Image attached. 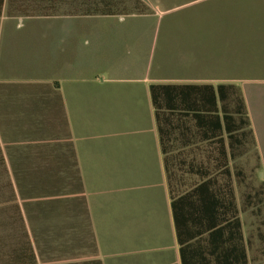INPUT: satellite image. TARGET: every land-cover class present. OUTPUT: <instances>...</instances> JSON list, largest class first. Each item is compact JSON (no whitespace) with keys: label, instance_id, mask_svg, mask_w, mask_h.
Masks as SVG:
<instances>
[{"label":"crops","instance_id":"obj_1","mask_svg":"<svg viewBox=\"0 0 264 264\" xmlns=\"http://www.w3.org/2000/svg\"><path fill=\"white\" fill-rule=\"evenodd\" d=\"M25 10L24 5L19 9L6 0L0 15V264H93L97 260L102 264L90 213L86 217L79 200L76 205L67 202L70 196L64 186L61 194L51 197L44 178L51 170L57 176H71L74 161L81 177L83 171L93 169L89 162L95 144L79 138L83 102L75 75L76 57L83 19L112 17L51 14L48 7L44 11L43 2L41 10ZM188 20L181 30L171 26L168 65L172 77L157 78L155 84L238 85L253 138L205 137L208 132L187 118L174 124L162 121L159 126L152 104L153 138L146 140L139 122L138 92L137 96L132 92V122L124 111L123 137L111 136L119 124L111 119L108 126L107 117L104 170L106 174L120 171L124 178L138 176L146 166L154 170L150 192L156 236L139 240L145 256L157 258L154 264H241L242 244L247 263L259 264L264 258V206L257 201V191L243 180L252 174V170L247 174L243 162L258 156L262 160L264 148L257 128L264 118V81L243 83L227 77L222 65L226 60L240 64L238 57H226L223 39L211 46L203 31L195 36ZM212 47L217 51L212 49L216 58L211 63ZM211 64L219 69L213 75ZM226 192L233 193V200L226 201ZM211 210L214 220L236 216L242 236L229 227L221 236H210Z\"/></svg>","mask_w":264,"mask_h":264},{"label":"rangeland","instance_id":"obj_2","mask_svg":"<svg viewBox=\"0 0 264 264\" xmlns=\"http://www.w3.org/2000/svg\"><path fill=\"white\" fill-rule=\"evenodd\" d=\"M140 1L144 8L147 7L146 14L83 19L82 44L76 57L75 75L79 79L83 102L79 138L90 140L96 148L89 162L93 169L83 171L82 180L92 223L90 227L102 264H154L157 259L148 254L145 256V251L139 248L140 239L156 236L151 214L154 194L150 192L154 186V170L149 168L150 172L145 165L146 168L138 176L126 178L120 171L105 173L107 117L108 126L111 119L119 124L117 132L113 130L111 136L117 139L123 137L122 115L128 111L132 122L133 107L130 101L134 97L132 92H136V96L138 92L139 122L144 125L145 139L151 140L154 117L150 85L155 84L157 78L172 77L168 65L171 26L181 30L180 26L187 18L193 22L195 29L206 32L209 44L218 37L219 32L216 24L213 27L206 25L205 20L210 14L205 10L207 8L195 9L206 0ZM68 6L63 5L59 14L67 13L71 9ZM186 8L193 9L179 16L177 10ZM235 21H238L237 17ZM246 31L250 34V40L239 37L222 40L224 45L241 46L240 50L243 51V55L238 57L240 64L227 68V77L231 75L243 83L250 79L264 81V32L255 28L252 20ZM215 55L211 48V63L215 61ZM209 69L211 75L218 72L216 64H211ZM261 108H264V99ZM258 123L257 135L264 148V118ZM262 155V160L258 156L256 160L243 162L247 174L252 170L251 176L248 174L243 180L257 191V201L264 206V152ZM149 162L152 160L147 161V165ZM245 193H241L243 200ZM263 260L260 259V263Z\"/></svg>","mask_w":264,"mask_h":264},{"label":"trees","instance_id":"obj_3","mask_svg":"<svg viewBox=\"0 0 264 264\" xmlns=\"http://www.w3.org/2000/svg\"><path fill=\"white\" fill-rule=\"evenodd\" d=\"M5 2L6 0H0V15ZM10 2L16 3V7L19 9L24 5V8L29 11L41 10L43 2L44 11L48 7L51 14L61 11L63 5H69L68 7L71 9H68L67 13L82 16H128L146 14L147 9V7L144 8L140 0H7L8 4ZM47 2L48 6L46 5ZM195 7V9L207 8L205 10L210 12L205 20L208 27H213L215 24L218 26V37L211 40V46H216L219 38L224 40L227 38L232 39L233 36H236L250 40V34L246 31L250 20H252L255 28H259L260 31L264 32V0H206ZM190 9H183L178 13L179 16H183L182 14H186ZM233 10L236 12L231 13ZM236 17L238 21H235ZM193 27L194 33L202 35L203 31V34H206L204 30H197L194 25ZM240 48L234 50L231 45H223V51H225L227 58L229 56H242L243 51ZM214 51H217L216 47ZM230 66L233 65L229 63V60H226L222 68L226 71ZM150 93L155 119L159 126L162 121H169L174 124L187 118L188 121L192 120L196 127L205 129L208 132L205 137L215 138L226 135L228 138H232L241 135L243 138H253L244 95L241 88L236 84H218L215 86L213 84L173 85L158 83L150 85ZM166 114L168 117H164ZM175 116L176 119L173 120ZM73 166L75 170H72L71 176H57L55 175L57 171L51 170V175L48 178H44V181L47 179L46 181L49 183L51 197L61 194L62 186L66 187V195L70 196V198H67V202L76 205L79 200L80 204L85 207L84 214L87 217L88 210L86 208V199L83 195V180L79 175L76 161L73 162ZM210 183H212V179ZM225 196L226 201L233 200L232 192H226ZM211 214L210 236H221L228 227L235 232L236 236L238 232L242 236L241 222L236 216L233 220H214L213 210H211ZM85 226L88 233L90 232L91 234L89 223H86ZM176 227L177 231H180L178 224ZM200 235L202 234L196 236ZM235 252H237V247ZM239 253L241 264H248L243 244ZM93 264H101V262L97 260L93 261Z\"/></svg>","mask_w":264,"mask_h":264}]
</instances>
